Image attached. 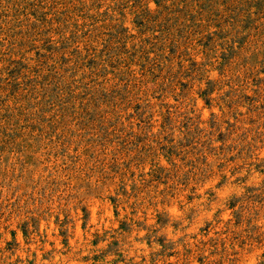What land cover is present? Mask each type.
<instances>
[{
  "label": "rangeland",
  "instance_id": "rangeland-1",
  "mask_svg": "<svg viewBox=\"0 0 264 264\" xmlns=\"http://www.w3.org/2000/svg\"><path fill=\"white\" fill-rule=\"evenodd\" d=\"M0 264H264V0H0Z\"/></svg>",
  "mask_w": 264,
  "mask_h": 264
}]
</instances>
